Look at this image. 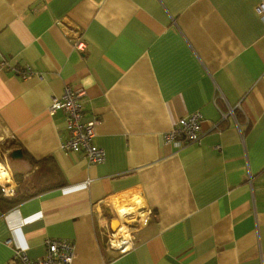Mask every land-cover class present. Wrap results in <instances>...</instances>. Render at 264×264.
Segmentation results:
<instances>
[{
    "label": "crops",
    "instance_id": "1",
    "mask_svg": "<svg viewBox=\"0 0 264 264\" xmlns=\"http://www.w3.org/2000/svg\"><path fill=\"white\" fill-rule=\"evenodd\" d=\"M260 3L0 0V65L34 72L0 67V197L50 187L0 202V264L17 249L41 259L48 240L69 242L72 264H264ZM65 87L97 120L102 162L62 149L65 114L48 107ZM196 112L200 140L166 144Z\"/></svg>",
    "mask_w": 264,
    "mask_h": 264
},
{
    "label": "built area",
    "instance_id": "2",
    "mask_svg": "<svg viewBox=\"0 0 264 264\" xmlns=\"http://www.w3.org/2000/svg\"><path fill=\"white\" fill-rule=\"evenodd\" d=\"M256 13L264 21V3H260L256 8ZM75 47L82 51L84 44L77 39ZM1 68H8L16 74H19L22 79H26L34 74L29 66L21 69L9 68L7 63L2 62ZM81 93L75 92L69 87H65L60 97L51 99L48 107L50 113L57 111L63 112L66 118V128L69 133V138L62 144V149L73 153L82 152L90 162L99 163L104 160L103 150L95 147L91 140L94 137V128L97 120L83 122L82 107L78 101ZM201 122L200 113H193L186 118H181L175 126L163 135V140L166 144L175 145L176 147L186 144L197 143L201 137ZM14 185L2 187V192L6 196L13 194ZM132 243L128 238L112 239L109 247L116 250L119 254L128 251ZM15 264H72L74 258L73 246L63 240H48L46 241V253L41 259L32 260L28 258L26 252L17 249L14 252Z\"/></svg>",
    "mask_w": 264,
    "mask_h": 264
},
{
    "label": "trees",
    "instance_id": "3",
    "mask_svg": "<svg viewBox=\"0 0 264 264\" xmlns=\"http://www.w3.org/2000/svg\"><path fill=\"white\" fill-rule=\"evenodd\" d=\"M16 177L17 176H15V178ZM20 181L18 180V182H20ZM32 184H33L32 186H29L28 185V181H26V180L21 181L20 182V186L22 185L23 189H21L22 191H21L20 196H18V198H16L15 200H13V199L12 200H5L2 197H0V202H3L4 204H6L7 207L8 206H12L15 203H17V202H19V201H21L23 199H27L29 197L35 196V195H37V194H39L41 192H44V191L50 189V187H37V185H34V183H32Z\"/></svg>",
    "mask_w": 264,
    "mask_h": 264
},
{
    "label": "bare ground",
    "instance_id": "4",
    "mask_svg": "<svg viewBox=\"0 0 264 264\" xmlns=\"http://www.w3.org/2000/svg\"><path fill=\"white\" fill-rule=\"evenodd\" d=\"M0 182L2 184H8L7 180V171L4 169V167L0 164Z\"/></svg>",
    "mask_w": 264,
    "mask_h": 264
},
{
    "label": "water",
    "instance_id": "5",
    "mask_svg": "<svg viewBox=\"0 0 264 264\" xmlns=\"http://www.w3.org/2000/svg\"><path fill=\"white\" fill-rule=\"evenodd\" d=\"M21 151L20 150H14L10 153V157L13 159L21 158Z\"/></svg>",
    "mask_w": 264,
    "mask_h": 264
},
{
    "label": "rangeland",
    "instance_id": "6",
    "mask_svg": "<svg viewBox=\"0 0 264 264\" xmlns=\"http://www.w3.org/2000/svg\"><path fill=\"white\" fill-rule=\"evenodd\" d=\"M1 152H2V150H0V154H1ZM1 159V158H0ZM0 164H2L1 162H0ZM13 174V173H12ZM16 187H17V185H16ZM20 188V187H19Z\"/></svg>",
    "mask_w": 264,
    "mask_h": 264
}]
</instances>
